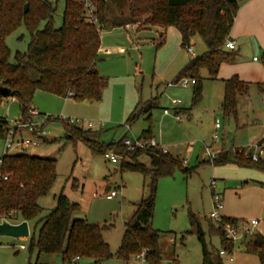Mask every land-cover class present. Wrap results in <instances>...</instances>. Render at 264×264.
I'll return each instance as SVG.
<instances>
[{
    "label": "rangeland",
    "instance_id": "374dc122",
    "mask_svg": "<svg viewBox=\"0 0 264 264\" xmlns=\"http://www.w3.org/2000/svg\"><path fill=\"white\" fill-rule=\"evenodd\" d=\"M111 3L113 11L101 29V46L96 62L97 70L107 81L101 100L85 102L39 90L33 97L32 107H39L54 118L79 117L92 122L91 139L105 143L117 142L127 136L140 137L145 129H152L162 146L182 161L187 160L183 164L192 169L191 173L187 174L178 167L173 175L161 176L158 180L153 226L161 231V264H202L201 242L197 229L190 224V212L200 220L208 247L214 250L222 248L219 234L211 227L212 224L216 227L217 222L209 217L213 206L212 180L216 182L217 191L224 190L228 194L227 202L221 193L224 209L226 203L238 207L235 211L241 219V227L264 235V171L233 163L216 165L208 162L206 155L208 147L217 151L221 146L242 145L245 150L254 151L257 144H264V79L249 81L247 93L238 97L237 113L227 114L222 106L225 82L212 79L208 69L203 67L200 70L203 78L201 97L194 100V84L185 87L169 83L175 81L173 73L177 68L183 66L180 73L190 57H197L208 50L203 38L200 35L192 38L190 44L194 54H191L182 46L177 27L171 25L163 30L165 40L158 45L161 28L153 26L138 30L134 23L115 25L124 14L112 0ZM57 6L53 25L60 27L65 0H57ZM45 24V20L41 21L39 28ZM30 40L31 33L25 23L7 35L11 62H15L17 52L28 49ZM243 55L241 61L244 65H251L253 56H256L264 71V48H256ZM173 99L181 102L174 104ZM151 102L156 105L146 111L145 107ZM133 112L139 115L129 120ZM22 118L17 98L0 103V121L7 120L10 127H15ZM216 122L221 127L217 128ZM127 124H131V130L127 129ZM80 126L88 128L84 124ZM48 131L45 137H35L23 129L24 139L38 143L31 142L24 148L18 146L22 135L17 132L16 143L11 149L13 153L26 152L57 160L56 181L51 191L39 199L43 207L40 217L46 216L56 206L58 195L64 191L72 202L80 204L75 217L107 226L103 229V237L111 251L116 253L122 243L125 223L132 218L142 197L149 193L152 174L145 176L137 171H122L124 152L119 162H112L102 154H93L84 142L66 139V129L60 118L49 122ZM215 133L219 135L216 139ZM4 141L0 137V156L4 153ZM126 151L131 150L126 148ZM131 160L125 157V161ZM137 160L149 168L153 167L148 154L138 156ZM75 179L78 187H73ZM111 189H117L119 193L107 198L105 194ZM3 219L0 216V222ZM251 219H257L258 224L250 225ZM9 220L18 222L21 217L15 215ZM36 223L37 219L29 221L31 234L27 238L0 235V264H27L37 260L38 264H62L57 253L39 254L37 248L30 250V238L34 234L37 236L39 230ZM242 242L243 239L236 244L234 254L238 249L251 254L252 260L256 258V262L243 264H262L258 255L247 251ZM137 255L129 260L113 256L101 263L147 264ZM75 264H94V261L86 257Z\"/></svg>",
    "mask_w": 264,
    "mask_h": 264
},
{
    "label": "trees",
    "instance_id": "16d2710c",
    "mask_svg": "<svg viewBox=\"0 0 264 264\" xmlns=\"http://www.w3.org/2000/svg\"><path fill=\"white\" fill-rule=\"evenodd\" d=\"M92 1L96 6L99 24L103 28L113 11V4L111 0ZM112 1L124 14L123 19L115 22V25L134 23L137 24L138 30L143 27H159L161 32L157 40L158 45L165 40L163 30L171 25L179 30L181 43L185 48L191 45L195 35L203 38L208 50L202 55L191 57L175 77V81L183 77L196 79L194 100L201 97V68L206 67L210 75L215 77L221 63L233 59L236 55L235 50L226 48L225 42L242 0ZM25 4H28L26 11ZM57 8V0H0V103L17 98L24 120L29 118L33 97L39 90L65 98L99 101L107 83L96 68L101 46V30L88 18L84 0H65L63 23L60 27L53 25ZM43 20L46 24L39 28ZM22 23L29 29L31 40L28 49L25 52H17L15 62H11V50L6 37ZM224 82V112L236 114L238 97L247 93L248 82L237 75L225 79ZM153 106L155 104L151 102L145 110H150ZM138 115L133 112L129 120ZM62 121L66 129V139L84 142L93 154L104 155L108 150H118L120 154L124 152L122 171H137L145 176L152 174V181L148 184L149 193L142 197L132 218L125 223L122 243L117 252L111 251L103 237V229L107 226L75 217L80 204L72 202L64 191L58 195L56 206L46 216L40 217L43 207L39 199L51 191L58 175L57 160L52 157L26 152H9L2 155L1 174L8 177H0V216L9 220V217L18 215L21 217L18 222L37 219L39 230L37 236L34 234L30 238V250L37 248L39 254L57 253L62 258V264H75L86 257L93 259L94 264H101L113 256L129 260L131 256L142 252L147 264H161V231L153 226L158 180L161 176L173 175L178 167L187 174L191 173L192 169L184 166V161L170 151L163 152L160 148L126 151L123 140L105 143L91 139V128ZM8 128L7 120L0 121V137L5 138ZM153 136L152 129H145L141 135L144 138ZM244 150L227 149L221 151L213 161H207L216 165L234 162L239 166L264 171V161H253L245 155ZM142 154L151 156L153 167L149 168L137 160ZM125 157L132 160L125 161ZM73 187H78L76 179ZM210 219L214 220L211 217ZM189 220L191 226L197 229L201 242L202 264H224L220 250L233 248V244L229 243L225 236L224 225L227 222L237 224L238 219L225 216L223 221H216V227L211 225L212 231L218 233L221 239L222 248L219 250L208 247L202 224L194 212H190ZM244 239L242 243L247 251L257 254L264 264V235L254 232L249 240ZM27 264H38V260L28 261Z\"/></svg>",
    "mask_w": 264,
    "mask_h": 264
},
{
    "label": "built area",
    "instance_id": "2783aa9c",
    "mask_svg": "<svg viewBox=\"0 0 264 264\" xmlns=\"http://www.w3.org/2000/svg\"><path fill=\"white\" fill-rule=\"evenodd\" d=\"M85 8L87 11V16L88 18L97 26L99 30H101V25L99 24V17L96 12V6L92 0H84ZM226 48L230 50H234L236 48V43L233 39L230 37L227 38L225 42ZM188 51L191 54H194V49L193 46L190 45L188 47ZM254 59H257V57H254ZM196 82L195 78H189V77H183L179 79L178 81L170 82L169 84H181L185 87L190 86L191 84H194ZM72 94V93H70ZM180 99H173L174 104L180 103ZM168 112V109L166 110ZM29 118L28 119H21L15 127H9L6 132L5 136V141H4V153H9L11 152V149L15 145V136L17 134V131L19 129H26L30 133L37 135V136H45L49 133L48 131V125L51 120L54 119L53 116L47 115L41 111H39L36 107H31L29 109ZM61 120L68 121L72 124L76 125H86L88 128H92L93 123L88 122L83 118H73V117H65V116H60L58 117ZM216 127H220V123L216 122ZM219 135L218 133L214 134V139L218 138ZM124 145L128 150L134 151L138 149H150V148H160L163 152H168L167 148L162 146L158 140L153 136L151 138H144V137H125L123 139ZM31 142L27 139L22 140L21 142H18V145H24L27 146ZM34 143H36L34 141ZM250 150H244L245 155L247 157H250L253 161H259L262 160L264 161V144H257L256 145V150L253 152H249ZM219 152L218 151H213L209 147L207 148L206 155L208 159L213 161L217 156ZM104 156L111 160L112 162H119L120 161V154L113 151V150H108L105 152ZM184 162H187L186 160ZM2 164V156H0V165ZM3 177L6 179L8 175H3L1 174V169H0V177ZM211 187H212V211L209 213V217L213 218L217 222L223 221L225 214H224V202H223V196L222 194L216 190V182L215 180H212L211 182ZM118 190L117 189H112L107 193L108 198H112L116 195H118ZM250 225L255 226L258 224L257 219H251L249 222ZM224 232L225 236L228 240L229 243L233 244V248L231 250H228L226 248H222L220 250V255L222 257H225L228 261L229 264H235V256H234V249L236 244L241 241L244 238H247L249 234H252V231L250 228H242L240 227L239 223H233V222H227L224 225ZM138 258H144V252L140 253L137 255Z\"/></svg>",
    "mask_w": 264,
    "mask_h": 264
},
{
    "label": "crops",
    "instance_id": "0c3cea01",
    "mask_svg": "<svg viewBox=\"0 0 264 264\" xmlns=\"http://www.w3.org/2000/svg\"><path fill=\"white\" fill-rule=\"evenodd\" d=\"M229 37L231 39H233L236 43V48L234 49L236 51V55L233 59L224 60L221 63L216 76L213 77L212 79H217V80H221L222 82H224L225 79L230 78L234 75L239 76L240 79L245 80L247 82L252 81V80H259L260 77H262L261 79H264V71L258 62L259 59H254V57H256V56H253V62L251 65H244V63L241 61V58L244 57L243 54L247 53V51H253L256 48H264V0H242L241 1L240 8L238 10V13H237V16L235 18V21H234V24H233V27L231 29ZM190 58L188 59L186 64L189 62ZM182 67H179L174 71V73H173L174 77L177 76L179 70ZM83 101L88 102L90 100H83ZM34 107H36V106H34ZM36 108L39 111H41V109L39 107H36ZM147 111H149V110H147ZM126 127L128 130H131V124H127ZM95 131H99V130H95ZM17 132L18 133L21 132L22 140H24L23 129H21ZM32 135H34V134H32ZM47 135H45V136H47ZM34 136L38 137L37 135H34ZM45 136H43V137H45ZM26 139L28 140V138H26ZM29 141L34 142L31 140H29ZM35 142L38 143V141H35ZM20 147L24 148L27 146L20 145ZM237 147L242 148L243 146L242 145L241 146H232V147L221 146L220 148L217 149V151L221 152V151H224L227 149L233 150V149H236ZM114 151L120 154V152L118 150H114ZM185 160L186 159H184V161ZM228 163H233L235 165H238L234 162H228ZM239 167H245V166H239ZM245 182H247V181L245 180ZM241 189H242V191L244 190L243 187ZM241 189H240V194H241ZM109 191H107L105 195H107V193ZM219 192L223 194V196L225 197V199H227V202H228V198L226 197V196H228L227 192H225L224 190L223 191L219 190ZM240 200H241V198H240ZM229 207L232 209H230ZM235 210H238L237 206L228 205L226 203L225 209H224V214H225V216H228V217L237 218L238 222L240 224V227H241V219L238 218V215H237ZM240 245H241V243H240ZM234 256H235V264L250 263V261L256 262V260H255L256 258H253L254 260H252L251 257H253V256L251 254H249L247 252H241L238 249L235 251ZM222 258H223L224 264H226L225 261L227 262V264H229L225 257H222Z\"/></svg>",
    "mask_w": 264,
    "mask_h": 264
},
{
    "label": "water",
    "instance_id": "95a60500",
    "mask_svg": "<svg viewBox=\"0 0 264 264\" xmlns=\"http://www.w3.org/2000/svg\"><path fill=\"white\" fill-rule=\"evenodd\" d=\"M28 9V4H25L24 10ZM31 234L29 221L22 220L18 223H13L7 218L0 222V235H9L15 238H27Z\"/></svg>",
    "mask_w": 264,
    "mask_h": 264
}]
</instances>
